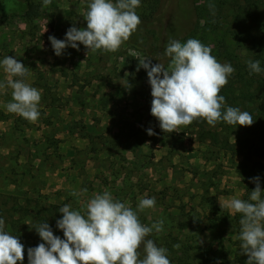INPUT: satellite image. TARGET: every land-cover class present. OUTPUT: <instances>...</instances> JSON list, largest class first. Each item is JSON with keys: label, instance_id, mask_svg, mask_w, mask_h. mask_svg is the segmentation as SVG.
I'll return each mask as SVG.
<instances>
[{"label": "rangeland", "instance_id": "374dc122", "mask_svg": "<svg viewBox=\"0 0 264 264\" xmlns=\"http://www.w3.org/2000/svg\"><path fill=\"white\" fill-rule=\"evenodd\" d=\"M259 1L227 0L216 32L202 42L218 62L235 69L228 80L252 75L246 61L254 54L238 45L239 24L256 30L264 21V0L255 8ZM88 2L28 0L38 14L29 20L27 3L0 0V57L23 63L31 74L23 79L41 92L38 120L28 123L9 113L13 124L0 133V218L9 234L18 231L22 264L27 249L43 242L38 224L47 222L63 239L56 227L60 207L83 212L93 194L106 190L134 211L140 198H155V206L138 217L148 226L164 221L163 230L148 238L167 249L171 264H245L237 239L241 214L220 208L219 198L247 200L257 176L264 190V145L250 135L254 123L210 126L197 119L164 133L150 114L147 72L136 70L145 58L167 67V42L190 39L193 8L201 2L140 0L135 11L141 23L118 50L87 51L79 44V50L67 47L56 56L48 37L63 40L70 27L86 28ZM262 104L249 108L256 114Z\"/></svg>", "mask_w": 264, "mask_h": 264}, {"label": "clouds", "instance_id": "9594fccd", "mask_svg": "<svg viewBox=\"0 0 264 264\" xmlns=\"http://www.w3.org/2000/svg\"><path fill=\"white\" fill-rule=\"evenodd\" d=\"M49 3L44 0L45 5ZM139 6L140 0H89L83 14L86 28L70 27L63 40L48 37L55 55H62L67 47L79 50V44L87 51L115 52L141 23L135 11ZM211 53L212 49L198 39L190 38L184 43L169 39L163 52L169 58L167 67L161 62L153 65L151 58L139 61L136 70H146L151 88L150 114L164 133L197 119L210 126L221 121L235 127L255 122L249 112L225 107L220 92L235 69L229 63L218 62ZM246 64L250 73L262 71L259 60H247ZM0 68L5 74L0 89H11V100L3 106L9 113L36 122L41 92L23 79L31 75L28 68L9 55L0 61ZM147 132L155 134L151 129ZM251 182L255 188L247 200L221 197L219 205L232 214H241L237 239L241 241V254L247 256L245 264H264V190L259 176L251 178ZM82 191L86 193L87 189ZM72 195L80 193L74 191ZM155 203L154 197L140 198L134 211L106 190L93 194L83 212L65 204L59 209L62 218L56 221L64 238L54 235L47 222L38 224L34 229L43 242L27 249V264H171L167 249L148 238L154 230H163L164 221L148 226L138 217V212ZM23 260L24 245L18 236L4 230V220L0 218V264H22Z\"/></svg>", "mask_w": 264, "mask_h": 264}, {"label": "trees", "instance_id": "16d2710c", "mask_svg": "<svg viewBox=\"0 0 264 264\" xmlns=\"http://www.w3.org/2000/svg\"><path fill=\"white\" fill-rule=\"evenodd\" d=\"M18 1L28 4V0ZM197 1L201 2V4L196 5L193 8L196 22L193 32L190 33V38L205 42L209 38L210 33L216 32L218 16L226 6L227 0H193V3ZM261 2L262 1L260 0L256 3L255 8L257 10L261 8L258 6ZM27 7L25 14L26 18L29 20L38 18V14L34 11V6L28 4ZM239 25L242 27L240 28L241 38L238 41V45L242 50H247L251 54H254V59L252 61H260V67L262 69L260 73L264 74V21L258 24L256 30H253L247 25L245 26V24ZM254 31H257L258 33ZM256 34H259V37ZM226 54L229 55L228 57H231L229 52H226ZM238 76L239 78H236L238 81H236V79L234 81L228 80L227 85L221 89L220 95H223L225 98V107H238L242 111H247L252 115L255 120V127L250 135L258 137L257 141L264 145V106L262 104L260 108H256V114H253V111L249 108L250 104H257L260 100L261 102L264 100V76L261 77L257 73H252L249 78L239 74ZM253 86L254 88L251 90ZM259 105H261V103H259ZM222 123L225 122L221 121L220 124ZM244 132L248 134L247 129ZM236 139L239 138L237 137ZM14 236H18V239L21 241L18 231L14 232ZM25 254H27V252H25Z\"/></svg>", "mask_w": 264, "mask_h": 264}, {"label": "crops", "instance_id": "0c3cea01", "mask_svg": "<svg viewBox=\"0 0 264 264\" xmlns=\"http://www.w3.org/2000/svg\"><path fill=\"white\" fill-rule=\"evenodd\" d=\"M4 58H5L4 56L0 57V61H2ZM4 79H5V74L3 73L2 68H0V81H3ZM25 82L29 83L27 78L25 79ZM10 100H11V89L10 88L0 89V115H2V118L0 119V133L4 127L11 125V123L13 124V120H14V119H12L13 117L7 116V114H9V112L3 106L5 103L9 102ZM44 110L46 111L47 115H50V116L55 115L54 110L51 109L50 107H48L47 109H46V107H44ZM47 115L45 114V116H47ZM18 117H20V116L15 115V119ZM25 121H27L28 123L30 122L26 119H25ZM30 123H32V122H30ZM3 133H5V131Z\"/></svg>", "mask_w": 264, "mask_h": 264}]
</instances>
